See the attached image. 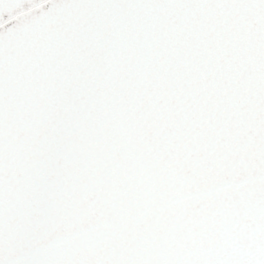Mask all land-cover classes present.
I'll return each mask as SVG.
<instances>
[{
  "label": "snow or ice",
  "instance_id": "snow-or-ice-1",
  "mask_svg": "<svg viewBox=\"0 0 264 264\" xmlns=\"http://www.w3.org/2000/svg\"><path fill=\"white\" fill-rule=\"evenodd\" d=\"M0 264H264V0H0Z\"/></svg>",
  "mask_w": 264,
  "mask_h": 264
}]
</instances>
